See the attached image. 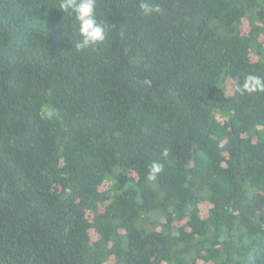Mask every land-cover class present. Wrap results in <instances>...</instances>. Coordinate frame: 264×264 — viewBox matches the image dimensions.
Returning <instances> with one entry per match:
<instances>
[{"label":"trees","instance_id":"obj_1","mask_svg":"<svg viewBox=\"0 0 264 264\" xmlns=\"http://www.w3.org/2000/svg\"><path fill=\"white\" fill-rule=\"evenodd\" d=\"M59 2L0 0V264H264V0Z\"/></svg>","mask_w":264,"mask_h":264},{"label":"clouds","instance_id":"obj_2","mask_svg":"<svg viewBox=\"0 0 264 264\" xmlns=\"http://www.w3.org/2000/svg\"><path fill=\"white\" fill-rule=\"evenodd\" d=\"M139 7L145 16H153L161 11L159 5L149 4L143 0ZM58 9L62 10L64 14L73 16L78 22V32L81 39L76 44L77 50L95 46L105 39L108 25L97 17L96 0H60ZM244 88L248 91L264 89V80L257 76H250L244 84ZM163 155L165 157L168 155L167 150L163 152ZM162 171L163 164L154 161L148 172V180H155Z\"/></svg>","mask_w":264,"mask_h":264}]
</instances>
